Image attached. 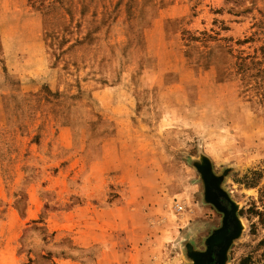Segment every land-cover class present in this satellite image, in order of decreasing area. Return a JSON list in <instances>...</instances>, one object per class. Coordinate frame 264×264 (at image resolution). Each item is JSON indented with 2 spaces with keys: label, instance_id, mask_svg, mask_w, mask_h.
Listing matches in <instances>:
<instances>
[{
  "label": "rangeland",
  "instance_id": "1",
  "mask_svg": "<svg viewBox=\"0 0 264 264\" xmlns=\"http://www.w3.org/2000/svg\"><path fill=\"white\" fill-rule=\"evenodd\" d=\"M37 31L65 87L0 98V259L209 264L232 228L264 264V0H0V55Z\"/></svg>",
  "mask_w": 264,
  "mask_h": 264
},
{
  "label": "crops",
  "instance_id": "2",
  "mask_svg": "<svg viewBox=\"0 0 264 264\" xmlns=\"http://www.w3.org/2000/svg\"><path fill=\"white\" fill-rule=\"evenodd\" d=\"M9 32L11 33V30H7L6 33ZM28 39L30 40L31 37L26 35V41ZM35 39H37V41L34 42V46H30V41L26 42V55H0V98L4 100V104H7L6 102L10 100L9 98L13 94L24 93V90L27 92L34 88V86L37 87L38 91L42 94L48 91L62 92L64 90L63 68L58 62V55H51L50 52L47 51L46 42L40 31L34 37V40ZM42 40L43 43L41 42ZM35 46L39 51L38 54L36 53ZM32 49L33 53L30 52ZM45 85H47L46 88L42 90ZM63 104L66 105V103ZM63 104L57 102L55 106H62ZM45 106L46 104L44 107ZM42 111L38 116L37 125L53 127L58 121L43 116ZM93 132L92 130V133ZM1 136L2 135H0V138ZM3 138L4 137H2V139ZM6 164V157L4 159L0 158V170L4 169ZM2 252H4V250ZM2 252H0V257L4 256L1 255ZM74 263L76 262L70 259H63L61 262V264ZM0 264L7 263L0 259Z\"/></svg>",
  "mask_w": 264,
  "mask_h": 264
},
{
  "label": "water",
  "instance_id": "3",
  "mask_svg": "<svg viewBox=\"0 0 264 264\" xmlns=\"http://www.w3.org/2000/svg\"><path fill=\"white\" fill-rule=\"evenodd\" d=\"M240 228V225H238V229ZM238 230H236V232H237ZM219 233H221V234H223V235H225V234H227V231H226V229L225 230H221ZM238 233V232H237ZM236 233V234H237ZM235 234V235H236ZM235 235L233 234V235H229L228 236V238H227V243L225 244V246L222 248V249H220L219 251H218V253H217V255H218V258H219V262L217 263V264H224V256H225V253H226V251H227V249H228V245H229V242H230V239H232L233 237H235ZM217 236L218 235H216L214 238H213V241H214V243H215V240H217L218 238H217ZM216 249V248H215ZM212 254H213V249L211 248L210 249V251L208 252V253H204L203 255H201L202 256V259L204 260V259H206V258H211L212 259ZM197 256V255H196ZM195 256V257H196Z\"/></svg>",
  "mask_w": 264,
  "mask_h": 264
},
{
  "label": "flooded vegetation",
  "instance_id": "4",
  "mask_svg": "<svg viewBox=\"0 0 264 264\" xmlns=\"http://www.w3.org/2000/svg\"><path fill=\"white\" fill-rule=\"evenodd\" d=\"M230 227H231V225H230ZM231 230H232V228H229L227 230V234H225V235H223L221 233L217 234L218 235L217 236L218 239L215 240V243H214L215 245H214V248H213L212 259L210 260L209 264H216L217 262H219V258H218L217 253L227 243V238H228L229 234L232 232Z\"/></svg>",
  "mask_w": 264,
  "mask_h": 264
},
{
  "label": "trees",
  "instance_id": "5",
  "mask_svg": "<svg viewBox=\"0 0 264 264\" xmlns=\"http://www.w3.org/2000/svg\"><path fill=\"white\" fill-rule=\"evenodd\" d=\"M251 261V258H245L241 264H248Z\"/></svg>",
  "mask_w": 264,
  "mask_h": 264
}]
</instances>
